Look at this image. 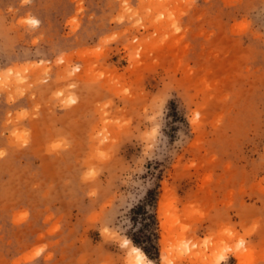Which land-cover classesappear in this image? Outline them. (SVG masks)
<instances>
[{"label": "rangeland", "instance_id": "1", "mask_svg": "<svg viewBox=\"0 0 264 264\" xmlns=\"http://www.w3.org/2000/svg\"><path fill=\"white\" fill-rule=\"evenodd\" d=\"M0 76V264H264V0H0Z\"/></svg>", "mask_w": 264, "mask_h": 264}, {"label": "trees", "instance_id": "2", "mask_svg": "<svg viewBox=\"0 0 264 264\" xmlns=\"http://www.w3.org/2000/svg\"><path fill=\"white\" fill-rule=\"evenodd\" d=\"M158 194L159 192L157 190H150L148 192L147 199L132 209L133 224H141L142 228L138 229V231H135L133 235L129 236V239L134 245L141 248L150 259H153L152 253L157 255L159 252L157 245L159 235L156 227V215L153 212L154 210L149 209H155ZM139 219L143 220V222L139 223Z\"/></svg>", "mask_w": 264, "mask_h": 264}, {"label": "bare ground", "instance_id": "3", "mask_svg": "<svg viewBox=\"0 0 264 264\" xmlns=\"http://www.w3.org/2000/svg\"><path fill=\"white\" fill-rule=\"evenodd\" d=\"M1 78L2 77L0 76V79ZM163 214H164L163 217L165 218L164 219L165 221H163V229H164L165 233L163 235L162 243H163L164 247H166L167 244L170 242V236H171L170 231H171V229H169L168 217L166 216V213H163ZM225 238H227V237H225ZM225 238L224 237H219V238L212 237L207 241V245H206L205 249L207 248V250L210 251L211 255H212V256H209V257H212L211 259L208 258V259H210L208 264H220L223 261H225L227 259V257L229 256L230 252L228 250L224 251L225 242L229 240V239L226 240ZM127 243H129V241H127ZM200 245H202V244H200ZM132 253L134 255L130 260V264H152L151 262H149L147 260L146 255L144 253H142L139 249L134 247L132 249ZM193 258L198 260V258H195V257H193ZM203 261L204 262L207 261V258H206V260H203ZM204 264H206V263H204Z\"/></svg>", "mask_w": 264, "mask_h": 264}]
</instances>
